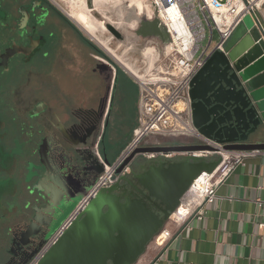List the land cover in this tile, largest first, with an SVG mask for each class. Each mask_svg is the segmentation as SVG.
Returning <instances> with one entry per match:
<instances>
[{"label":"water","instance_id":"obj_1","mask_svg":"<svg viewBox=\"0 0 264 264\" xmlns=\"http://www.w3.org/2000/svg\"><path fill=\"white\" fill-rule=\"evenodd\" d=\"M130 6L133 14L127 26L133 35L164 41L155 18L147 16L140 4ZM190 82L191 119L197 134L192 143L134 151L115 175L126 166L128 172L98 191L59 235L84 196L86 179L67 174L43 140L32 152L35 163L28 187L17 193L18 205L6 212L0 209V264H135L175 214L195 178L212 172L220 162L218 157L191 156L149 160L141 154L215 151L206 142L223 151H264L263 142L251 141L264 137V31L253 16L242 19L223 51H213ZM103 155L110 164L105 150ZM17 236L16 252H3L9 239Z\"/></svg>","mask_w":264,"mask_h":264},{"label":"built area","instance_id":"obj_2","mask_svg":"<svg viewBox=\"0 0 264 264\" xmlns=\"http://www.w3.org/2000/svg\"><path fill=\"white\" fill-rule=\"evenodd\" d=\"M46 1L69 19L66 13L70 9L72 0ZM139 3L147 16L155 18L157 28L166 38L162 42L158 39H142L144 45L138 52L136 47L129 44V39H122L114 50L117 55L118 49L122 46L125 47L120 56L132 71L113 61L122 68L137 88V125L132 131L131 140L121 151L117 160L106 164L104 159L98 156L102 165L101 174L96 183L74 207L57 235L78 213L85 209L98 191L113 185L121 174L128 172L126 166L119 176L115 175L116 170L134 151L140 147L157 146L151 145L150 140H175V138L192 140L197 137L196 130L192 125L191 101L188 96L190 81L204 66L213 51H223L225 42L242 19L246 15L252 18L264 0H139ZM128 6L125 5L120 9L121 13L124 11V18L131 11V6ZM170 12L173 14L170 15ZM117 15L118 13H116ZM118 23L117 21L115 24L116 28ZM214 35H216V39H214ZM90 41L95 44L92 40ZM146 49L152 51L145 52ZM103 52L108 54L105 50ZM111 59L113 58L111 57ZM206 143L213 146L215 151L194 152L189 155L185 153L141 154L142 157L149 160H157L159 157L174 159L185 156L205 159L220 158L219 164L213 171L202 172L196 177L186 194L181 198H184V204H179L175 214H172L169 219L175 225L190 219L200 220L204 214L202 207L205 204L213 203L217 188L227 181L231 173L236 168L243 166L249 158L264 152L254 150L249 152L223 151L220 145ZM191 189H195V193H197L194 205L189 202L188 198V192ZM181 208L184 209L185 214L180 212ZM153 242L158 246L157 239H154Z\"/></svg>","mask_w":264,"mask_h":264},{"label":"crops","instance_id":"obj_3","mask_svg":"<svg viewBox=\"0 0 264 264\" xmlns=\"http://www.w3.org/2000/svg\"><path fill=\"white\" fill-rule=\"evenodd\" d=\"M253 17L264 31V3ZM124 80L135 86L127 77ZM125 81L117 88L115 106H112L113 97L109 105L110 88L103 96V107L98 106L99 112L96 102L88 106L92 98L90 95L96 92H87L82 94L80 108H69L64 113L61 111L64 116L61 120L54 108L43 120L45 129L53 134L51 137L56 150L54 160L74 178L82 180L85 176L86 181L82 185L85 193L96 183L102 171L98 156L104 158L105 150V158L110 163L117 160L137 125V88L135 86L136 96L130 108L127 102L128 84ZM262 99L264 101V94ZM88 111H91L90 114H85ZM107 112L108 124L110 120L114 124L108 139L110 144L122 141L116 154L111 147L101 145L102 136L99 140ZM91 114H95L94 123L86 126L85 119L89 122ZM83 126L86 131L83 134L76 133L75 127ZM82 138L89 139L88 147L80 146L86 143L81 141ZM251 141L264 143V137H255ZM149 143L191 144L192 140L175 138L165 142L157 139ZM215 193L213 203L202 207L204 214L200 220L190 219L177 225L169 220L162 229L169 232L167 239L159 246L153 241L149 243L135 264H264V152L236 168ZM183 199L180 204H184Z\"/></svg>","mask_w":264,"mask_h":264},{"label":"flooded vegetation","instance_id":"obj_4","mask_svg":"<svg viewBox=\"0 0 264 264\" xmlns=\"http://www.w3.org/2000/svg\"><path fill=\"white\" fill-rule=\"evenodd\" d=\"M118 72L106 54L46 0H0V209L6 212L18 205L17 193L28 187L35 163L32 152L43 140L55 159L53 134L43 120L56 106L43 94L35 96L28 82L64 75L81 87L89 77L101 106L110 85L112 91L118 88ZM108 117L109 112L103 121ZM14 239L20 238L9 239L3 252H16Z\"/></svg>","mask_w":264,"mask_h":264},{"label":"rangeland","instance_id":"obj_5","mask_svg":"<svg viewBox=\"0 0 264 264\" xmlns=\"http://www.w3.org/2000/svg\"><path fill=\"white\" fill-rule=\"evenodd\" d=\"M87 2V0H86ZM121 2V1H120ZM3 3H6V2H3ZM108 7L106 5V2H105V6L104 8L103 7H99L98 9H96L97 15H99V17H95L92 13L89 14V15H86L88 16L87 19H89V21H87V23H81V22H78L76 20H73L82 30H84V32L81 30V32L84 34L85 37H87L89 39V37L87 36V34L92 37L94 40H96L97 38L95 37V32L93 29H90L91 28H95L97 29V32H96V35L98 36V38H100V43L102 45V47L104 48V45H106L108 43V47L111 48L113 51L118 47V44L120 42V40H125V39H129L130 41L133 40V33L132 31L128 28L127 26V22H128V18L130 17L131 13L133 14V10H132V7H131V11L126 14L125 18H124V25H122L121 27H118L116 29V25L117 24V21L119 22V20L122 18V15H121V10L118 13V15L116 16V14H113L110 10H108ZM124 7V6H123ZM122 7V8H123ZM93 11V10H92ZM95 12V11H93ZM124 13V11H123ZM102 14V15H101ZM101 16H105V19L106 21L110 24V29H107V28H103L101 23H103V21H100L101 20ZM135 17V16H134ZM133 15H132V20H133ZM119 18V19H118ZM71 21V23L78 29V27L76 26L75 23H73V21L71 19H69ZM88 24V25H87ZM89 26V27H88ZM93 26V27H92ZM79 30V29H78ZM87 33V34H86ZM214 39H216V35H214ZM133 42L135 43L134 44V47L137 48V52L142 48V46L144 45V40H142V38H139L138 36H136V38L133 40ZM96 45V44H94ZM97 46V45H96ZM98 48H101L100 46H97ZM103 48H101V50H103ZM125 49L124 46H122V48L118 49V55H120V53ZM104 51V50H103ZM105 53V52H104ZM106 54V53H105ZM138 54V53H137ZM106 56L108 57V60L113 64V66H115L117 69H118V78H117V82H116V88L119 87L122 85V81H125L124 80V77H127V79L131 82V80L129 79V77L123 72L122 68L118 65V64H115L113 59H111V57L106 54ZM126 69V68H125ZM108 74H112V72L110 71V68L108 69ZM89 77L88 79L86 80H82V83L80 84L81 87H79L78 85H75V82L73 80H70L67 76H60L58 77V79H54V80H47V79H41L40 82H36L34 79L32 80V82H28V85H26V87L28 88H33L34 90V95L35 96H41V94H43L46 98V101H49L51 102V104H53V106H56L55 107V113L56 115H58L57 117L61 120V118L63 116V114L61 113V111L64 113L66 112L69 108H80V106L82 105L83 103V92H84V89H87L86 90V93L88 92H94L93 90V87L95 86H92L91 85V81L89 82ZM126 82V81H125ZM77 83V82H76ZM94 83V82H93ZM38 84V85H37ZM125 84H128L127 85V90H128V96H127V102H129L130 104V108H132L133 104H134V99H135V96H136V88L135 86L129 84V83H125ZM34 85V86H33ZM36 87V88H35ZM26 88L25 91H27L29 93V89ZM39 88V89H38ZM41 89V91H39ZM93 90V91H92ZM107 90V89H106ZM39 91V92H37ZM111 85H110V93H111ZM41 92V93H40ZM32 95L31 93L28 94V96ZM82 95V96H81ZM92 96L90 102H89V105L88 106H92L93 103H97L96 105V109H97V112H99V107H100V99H99V95L97 96L96 94L95 95H90ZM117 89L115 91H112V93L110 94L109 96V101L110 99L112 98V106H115L116 105V99H117ZM93 102V103H92ZM110 105V103H109ZM99 106V107H98ZM103 107V106H101ZM110 108V107H109ZM108 108V110H109ZM91 111H88L87 113L85 112V114H90ZM108 113V112H107ZM91 117V120L88 122L87 119H85V123H86V126L90 125L92 126L93 125V121H94V117H95V114H91L90 115ZM63 121V120H62ZM108 121V119H107ZM69 124H66V126H68ZM114 124L112 123V121L110 120V123L107 125V127H103L102 129V132H101V135H100V139L101 140V136L103 137L102 138V144L101 145H104L106 147H111L114 151H115V154L117 153V149L120 148V143L122 142H117V143H114V144H110V140L109 139V136H110V132L113 128ZM75 131L76 133H79V134H83V132L86 131L85 127H75ZM66 131V130H64ZM81 140V139H80ZM84 138H82V142H83ZM88 138L86 140H84L86 143H83L82 145H80L82 148L83 147H88ZM165 142H169V140H166V139H163Z\"/></svg>","mask_w":264,"mask_h":264},{"label":"bare ground","instance_id":"obj_6","mask_svg":"<svg viewBox=\"0 0 264 264\" xmlns=\"http://www.w3.org/2000/svg\"><path fill=\"white\" fill-rule=\"evenodd\" d=\"M105 2H106V5L109 6L108 10H110L113 14H116L117 11H119L118 9H122V7L125 6V5H126V7H129L128 5H130L131 3L133 5L140 4L139 0H87V2H86V0H77V1L76 0H72L70 2V4H71L70 9H69L68 12L66 11L67 12L66 14L69 17V19H71L72 21L76 20V21L81 22V23H87V21H89V19H87L88 16H86V15H89V14L92 13L95 17L98 18L99 15L96 14V12H97L96 9H98L99 7H103L104 8ZM92 10L95 11V12H93ZM97 13H99V12H97ZM169 14L171 15L173 13L170 12ZM121 15H122V18L119 20L117 28L121 27L122 25H124V22H123L124 21V14L121 13ZM100 21H103V23L102 22H100V23H101V25H102V27L104 29L105 28L110 29V24L106 21L105 16H101V20ZM73 23H75V22L73 21ZM76 26L78 27L79 30H82L77 24H76ZM90 29L94 30V32H95L94 35H95V37L97 39L94 40L92 37H90L88 35L87 36L89 37L90 40H92L98 46V44H101L100 43L101 39L98 38V36L96 35L97 29H95L94 27L93 28L90 27ZM134 39H135V37L133 35V40ZM133 40L130 41V43H129L132 46H134V44H135L133 42ZM104 48L108 51L107 53L113 58V60L115 62L121 64L124 68L129 70L128 65H126V63L122 60V57L120 55L117 56L114 53V51L111 48L108 47V43L106 45H104ZM151 51L152 50H150V49H146L145 52H151ZM129 71H132V70H129ZM195 192H196L195 189H191L188 192L189 193L188 194L189 202L192 203V205H194L195 202H196V194L197 193H195ZM180 212H182V214H185L183 208L180 209ZM168 236H169V232L166 231V230H163L159 234V236L156 238L157 239V245L158 246L161 245L167 239Z\"/></svg>","mask_w":264,"mask_h":264}]
</instances>
